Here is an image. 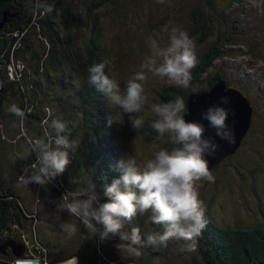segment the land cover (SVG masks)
<instances>
[{"label":"trees","instance_id":"16d2710c","mask_svg":"<svg viewBox=\"0 0 264 264\" xmlns=\"http://www.w3.org/2000/svg\"><path fill=\"white\" fill-rule=\"evenodd\" d=\"M81 1L0 0V22L5 21L0 30V244L9 240L23 244L18 232H30L34 225L35 218L28 217L33 211L22 191L32 196L31 200L39 196L38 202L42 200L51 207L50 197L58 198L60 204L61 197L67 192L87 189L93 184L98 196L94 206H98L108 202L104 195L106 186L120 178L118 165L125 159L115 142L116 130L107 123L106 97L98 84L91 83L89 73L91 66L107 60L106 49L102 46V33L94 30L95 27L87 42L81 43L83 22L77 10ZM90 11L91 7L87 5L86 12ZM187 18L192 36L198 43L209 40L211 43L197 56L198 64L191 71L188 89H166L159 94L160 104L174 102L177 96H181L186 106L190 93L207 92L218 80L230 86L221 70L213 75L209 73L215 63L224 58L227 45H232V34L216 36L211 17L203 10L193 9L187 13ZM198 85L204 86L192 89ZM12 105H16L23 116L11 112ZM53 120L65 124L64 134L77 145L69 150V165L63 174L44 185L18 186L20 176L36 171L31 165L39 167V155L33 150V141L43 139L48 142L49 138L54 141L55 130L49 137L45 136V126ZM151 123L144 121L138 129L144 140H156L159 136ZM16 143L23 145L24 151L20 155L13 153ZM166 143L169 149L174 147L170 136ZM6 152H9L8 158ZM27 189L30 190L28 194ZM256 197L259 219L252 225L219 224L213 217L211 204H205L208 225L197 238L196 250L201 264H264V192L263 195L256 193ZM66 216L74 219L79 233L66 253L49 260V263L65 262L73 256L77 258V264H108L120 259V255H115L116 250L105 251L104 244L109 239L102 241L99 235L90 234L88 238H82L81 233L87 229L67 211ZM36 218L40 221L41 215L37 213ZM139 219L138 213L125 224V231L129 233L133 228L140 230L141 241L136 246L141 252L138 263L152 264L164 260L172 250L174 238L166 247L148 244ZM149 225V233L163 231L162 225L151 222ZM44 227L53 232L48 224ZM37 231L41 237L38 226ZM39 241L42 248L54 252L63 250L68 244V239L64 245L41 238ZM0 258L16 261L10 249L7 256L0 254Z\"/></svg>","mask_w":264,"mask_h":264},{"label":"rangeland","instance_id":"374dc122","mask_svg":"<svg viewBox=\"0 0 264 264\" xmlns=\"http://www.w3.org/2000/svg\"><path fill=\"white\" fill-rule=\"evenodd\" d=\"M92 3L95 5L91 6ZM87 5L91 7L90 13L86 12ZM193 9L203 10L211 17L216 36L232 34V45H227L224 58L215 63L209 75L221 70L230 86L240 90L253 108L251 127L239 149L229 159L210 170L213 180L200 181V199L204 205L211 204L217 223L252 225L259 219L256 193L263 195L264 192V0H82L77 6L80 21L83 22L81 43L87 42L93 27L102 33V46L106 49L107 58L103 61L106 65L105 74L117 80L123 90L127 80L140 70L141 63L154 55V43L161 49L168 46L171 27L181 28L189 34L195 44L197 56L211 43L209 40L199 44L192 36L187 13ZM148 75L149 79L145 83L148 103L142 112L135 115L152 122L156 117L151 112L150 105L160 104L159 94L170 87L184 91L190 85L181 87L168 82L166 78L161 79L150 73ZM203 86H193L192 89L198 90ZM106 102L109 115L120 111L110 105L107 98ZM113 127L116 130L115 142L123 158L125 161L135 160L140 168L160 148L169 149L166 142L170 134H165L163 139L144 140L138 130L132 127L127 115L123 124H113ZM45 128V136L49 137L54 129L51 124ZM23 151L22 143H16L13 153L20 155ZM6 153L8 158L9 152ZM28 186L31 187V184ZM26 193H30V190L27 189ZM22 196L26 197L33 211L28 217L35 218L30 232H18L25 247V257L22 260H45L43 264H51L49 260L66 253L67 247L79 233L77 230L69 237L61 226L76 222L66 216V211H58L59 202L56 197L48 196L51 203L49 207L42 200L38 202L37 195L31 200L32 196L22 191ZM37 213L41 215L40 221L36 218ZM150 214H139L142 234L146 238L150 229ZM46 224L53 232L44 227ZM37 226L40 227L41 237ZM81 236L88 238V230L82 232ZM40 238L62 245L68 239V244L63 250L54 252L42 248ZM119 243L118 238L109 239L104 244L105 251L116 250L115 255L121 256L117 262L108 264H139L137 257H123L116 247ZM184 245L174 238L168 257L152 264H201L197 251H182ZM5 255H8V248L5 249ZM16 261L8 262L0 258V264H16Z\"/></svg>","mask_w":264,"mask_h":264},{"label":"clouds","instance_id":"9594fccd","mask_svg":"<svg viewBox=\"0 0 264 264\" xmlns=\"http://www.w3.org/2000/svg\"><path fill=\"white\" fill-rule=\"evenodd\" d=\"M153 47L154 55L141 63L140 70L127 80L123 90L117 80L105 74V63L89 68L91 83L98 84L109 104L120 110L108 116L109 126L123 124L125 115L136 130L143 126V118L135 114L142 112L148 103L145 83L149 73L166 78L177 86H189L191 71L198 64L195 44L189 34L181 28L171 27L168 46L161 49L154 43ZM223 102L227 103V100ZM150 108L156 117L151 127L159 134L158 138L163 139L165 134H170V141L175 146L160 148L142 168L133 159L121 161L118 165L120 178L106 186L104 191L108 202L94 206L98 196L91 184L87 189L67 192L58 205V211H67L76 217L90 235H99L102 241L118 236L120 243L116 247L125 259L141 255L136 247L141 241L140 230L125 231V224L138 213H151L148 220L163 226L162 232L148 234V244L166 247L170 239H180L186 242L181 250L187 252L197 250V238L208 225L199 187L200 181L213 180L206 156L215 153L218 146L211 138H205L206 128L202 123L185 120L182 115L186 112L183 97L177 96L174 102L151 104ZM9 110L23 116L16 105ZM202 118L216 130L218 137L228 143L234 142V134L226 124L228 112L224 108H209ZM51 127L56 133L54 141L51 138L48 142L43 139L33 141V150L39 155V167L31 165L36 171L20 176L18 186L44 185L63 174L69 165V150L77 145L64 134L66 126L62 121L53 120ZM61 227L69 237L78 230L77 225L70 222ZM63 264H77V258L73 256Z\"/></svg>","mask_w":264,"mask_h":264},{"label":"water","instance_id":"95a60500","mask_svg":"<svg viewBox=\"0 0 264 264\" xmlns=\"http://www.w3.org/2000/svg\"><path fill=\"white\" fill-rule=\"evenodd\" d=\"M4 22H0V30ZM225 99L227 103L223 102ZM212 107H222L228 112L226 124L234 134L233 143L218 137L216 130L203 120V114ZM182 115L186 121L202 123L206 128L205 138H211L217 144L215 153L206 156L209 170H212L239 149L251 127L253 108L240 90L228 86L223 80H218L207 92L190 93L186 100V112ZM6 248L10 249L17 259L16 264H43L39 260H22L25 257V247L21 243L12 240L3 243L0 246L1 255H5Z\"/></svg>","mask_w":264,"mask_h":264},{"label":"bare ground","instance_id":"6f19581e","mask_svg":"<svg viewBox=\"0 0 264 264\" xmlns=\"http://www.w3.org/2000/svg\"><path fill=\"white\" fill-rule=\"evenodd\" d=\"M58 264H63V262H61V263H58Z\"/></svg>","mask_w":264,"mask_h":264},{"label":"flooded vegetation","instance_id":"af4514ba","mask_svg":"<svg viewBox=\"0 0 264 264\" xmlns=\"http://www.w3.org/2000/svg\"><path fill=\"white\" fill-rule=\"evenodd\" d=\"M39 261H40L41 263H43L42 260H39Z\"/></svg>","mask_w":264,"mask_h":264}]
</instances>
